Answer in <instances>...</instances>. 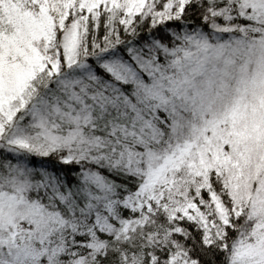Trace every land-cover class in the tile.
I'll return each instance as SVG.
<instances>
[{
	"label": "snow or ice",
	"instance_id": "6c2138e0",
	"mask_svg": "<svg viewBox=\"0 0 264 264\" xmlns=\"http://www.w3.org/2000/svg\"><path fill=\"white\" fill-rule=\"evenodd\" d=\"M0 264H264V0H0Z\"/></svg>",
	"mask_w": 264,
	"mask_h": 264
}]
</instances>
